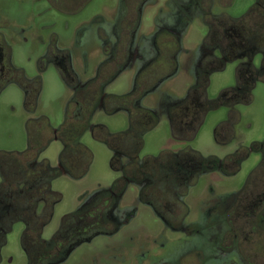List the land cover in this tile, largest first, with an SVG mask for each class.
Instances as JSON below:
<instances>
[{"label":"flooded vegetation","instance_id":"obj_1","mask_svg":"<svg viewBox=\"0 0 264 264\" xmlns=\"http://www.w3.org/2000/svg\"><path fill=\"white\" fill-rule=\"evenodd\" d=\"M261 89L264 0H0V264H254Z\"/></svg>","mask_w":264,"mask_h":264},{"label":"rangeland","instance_id":"obj_2","mask_svg":"<svg viewBox=\"0 0 264 264\" xmlns=\"http://www.w3.org/2000/svg\"><path fill=\"white\" fill-rule=\"evenodd\" d=\"M225 79V78H224ZM258 92L260 94L264 93V90L261 89V90H258ZM260 97V95H258V98ZM264 108V104L259 102L256 106H255V110H254V114H257L260 116L263 115V112H260L262 111ZM263 122V121H262ZM261 119L259 120V123H261ZM100 158L99 160L97 161L96 163V171L98 174L100 175H105V174H108L110 173V169H109V165H108V162L106 159L103 158V152H101L100 154ZM256 249L258 250V252L260 253L259 257L256 258L254 261H249L251 263H254V264H264V237H261L259 238V240L257 241V244H256ZM207 264H243V263H240V262H237V261H230V260H218V259H212L211 261H207Z\"/></svg>","mask_w":264,"mask_h":264}]
</instances>
